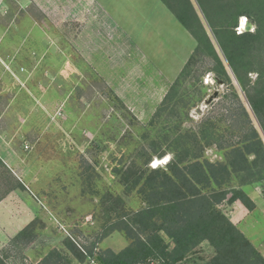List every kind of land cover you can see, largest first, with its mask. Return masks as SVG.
Returning a JSON list of instances; mask_svg holds the SVG:
<instances>
[{
	"label": "rangeland",
	"instance_id": "obj_1",
	"mask_svg": "<svg viewBox=\"0 0 264 264\" xmlns=\"http://www.w3.org/2000/svg\"><path fill=\"white\" fill-rule=\"evenodd\" d=\"M190 1L222 56L202 8L197 0ZM248 25L254 32L253 22L241 17L237 33ZM195 47L193 37L160 0H0V93H9L7 100L0 98V107L8 99L15 107L29 106L23 93H39L36 104L43 112L33 130L38 137L27 139L30 150L19 158L25 180L55 223V241H47L43 233L37 239L41 222L31 237L11 241L7 264H36L35 258L52 248L63 250L67 239L88 253L128 246L123 232L107 234V229L123 212H137L145 204L122 176L169 163L167 130L179 128L189 141L197 133L204 146L200 161L215 166L225 165L227 145L241 140L239 101L260 132L231 69L227 67L238 93L217 78L212 62L203 57L182 84L176 114L168 111L150 126ZM258 67V73L248 75L252 82L264 75V67ZM9 119L19 122L13 113ZM207 120L221 136L210 144L201 139ZM241 177L232 175L224 187L240 188L262 204L264 181L239 186ZM212 187L216 189L214 183ZM239 205L223 203L220 209L233 221L242 216ZM255 218L261 219L260 213L243 228L257 244L264 239V221L253 223ZM213 255L204 243L186 264H205Z\"/></svg>",
	"mask_w": 264,
	"mask_h": 264
},
{
	"label": "trees",
	"instance_id": "obj_2",
	"mask_svg": "<svg viewBox=\"0 0 264 264\" xmlns=\"http://www.w3.org/2000/svg\"><path fill=\"white\" fill-rule=\"evenodd\" d=\"M160 1L193 37L196 47L150 126L168 111L170 116L176 114L182 84L190 77L197 60L203 57L212 62V72L217 78L227 82L232 93H238L227 67L231 69L247 97L260 132L239 101V114L244 119L239 129L241 140L227 145L228 162L215 166L200 161L204 146L197 133L189 141L179 128L167 130L164 138L169 151L166 152L172 154L169 163L164 168L128 170L122 176L123 182L137 190L145 204L137 212H123L107 229V234L123 232L129 240L128 246L118 252L103 249L88 253L72 239H67L63 250L52 249L39 264H73L74 261L78 264H186L204 243H208L214 254L205 264H264L261 253L220 209L223 203L236 202L248 212L256 208L244 190L224 187L232 175L242 176L239 186L264 181V140L261 137V134L264 136V75H258L254 82L248 76L257 72L255 67H264V0H197L222 56L190 0ZM241 17L253 22L254 32L237 33ZM207 123L201 131V139L207 144L217 142L221 136L217 134L215 123L209 120ZM165 154L164 151L159 157ZM36 225L37 221L32 222L14 240L31 237ZM0 264H7L1 256Z\"/></svg>",
	"mask_w": 264,
	"mask_h": 264
},
{
	"label": "crops",
	"instance_id": "obj_3",
	"mask_svg": "<svg viewBox=\"0 0 264 264\" xmlns=\"http://www.w3.org/2000/svg\"><path fill=\"white\" fill-rule=\"evenodd\" d=\"M90 14L95 19L94 11H90ZM115 93H118L117 90H115ZM3 97L7 100L9 93H0V98ZM22 97L31 105L15 107L11 105L8 99L5 106L0 107V256L5 259V252L11 241L34 221L41 222L44 225L43 230L38 231V240L43 233L44 236L48 235L47 241H55V237L51 234L52 230H55L52 213L25 180L26 173L19 158L20 153L30 150L27 139L38 137L33 131L35 128L34 120L38 114L43 112V108L36 104L39 103V93H23ZM11 113L17 115L19 120L17 124H11L9 121ZM17 138L21 142H16ZM262 186L264 187V183ZM259 195L262 204L257 203L253 200L254 197L250 195L256 205L255 210L248 212L240 203L239 214L242 216L232 222L252 242L264 258V239L258 240L255 244L243 228L246 226L247 220L252 218L255 213H260L261 219L255 218L253 223L264 221V194L259 193ZM47 254L48 252L35 258L36 264H39ZM29 258L34 259L31 256Z\"/></svg>",
	"mask_w": 264,
	"mask_h": 264
},
{
	"label": "water",
	"instance_id": "obj_4",
	"mask_svg": "<svg viewBox=\"0 0 264 264\" xmlns=\"http://www.w3.org/2000/svg\"><path fill=\"white\" fill-rule=\"evenodd\" d=\"M250 30H251V26L250 25L246 26L245 32H249Z\"/></svg>",
	"mask_w": 264,
	"mask_h": 264
},
{
	"label": "built area",
	"instance_id": "obj_5",
	"mask_svg": "<svg viewBox=\"0 0 264 264\" xmlns=\"http://www.w3.org/2000/svg\"><path fill=\"white\" fill-rule=\"evenodd\" d=\"M241 30H238V33H241ZM60 114V113H59ZM158 166V164H154L153 167L156 168Z\"/></svg>",
	"mask_w": 264,
	"mask_h": 264
},
{
	"label": "bare ground",
	"instance_id": "obj_6",
	"mask_svg": "<svg viewBox=\"0 0 264 264\" xmlns=\"http://www.w3.org/2000/svg\"><path fill=\"white\" fill-rule=\"evenodd\" d=\"M245 23H246V21L243 20V21H242V28H243V26L245 25ZM158 161H159V160H158Z\"/></svg>",
	"mask_w": 264,
	"mask_h": 264
}]
</instances>
